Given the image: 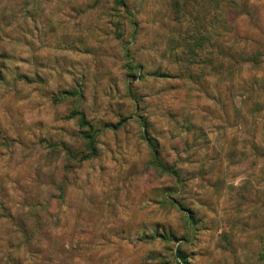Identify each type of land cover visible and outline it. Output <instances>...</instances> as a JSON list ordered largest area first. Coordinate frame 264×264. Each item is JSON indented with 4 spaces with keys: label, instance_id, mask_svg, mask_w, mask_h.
I'll list each match as a JSON object with an SVG mask.
<instances>
[{
    "label": "rangeland",
    "instance_id": "rangeland-1",
    "mask_svg": "<svg viewBox=\"0 0 264 264\" xmlns=\"http://www.w3.org/2000/svg\"><path fill=\"white\" fill-rule=\"evenodd\" d=\"M123 2L0 0V264H264V0Z\"/></svg>",
    "mask_w": 264,
    "mask_h": 264
},
{
    "label": "trees",
    "instance_id": "trees-1",
    "mask_svg": "<svg viewBox=\"0 0 264 264\" xmlns=\"http://www.w3.org/2000/svg\"><path fill=\"white\" fill-rule=\"evenodd\" d=\"M121 3H122V5L125 6L123 0H121ZM257 57H259V56H256V60H258ZM256 60H255V61H256ZM73 115L76 116V117H77V116H78V117H79V116L82 117V118H81V121L83 122L82 125H83L84 127H85V126H86V127H90V126H89V123L86 121V119H85V117H84L83 115H81V114H79V113H77V112H74ZM90 129H91V127H90ZM90 134H91V132H89V133L87 134V136H86L87 139H92V137H91Z\"/></svg>",
    "mask_w": 264,
    "mask_h": 264
}]
</instances>
